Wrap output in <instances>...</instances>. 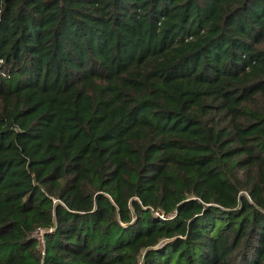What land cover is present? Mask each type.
I'll use <instances>...</instances> for the list:
<instances>
[{"label":"trees","instance_id":"obj_1","mask_svg":"<svg viewBox=\"0 0 264 264\" xmlns=\"http://www.w3.org/2000/svg\"><path fill=\"white\" fill-rule=\"evenodd\" d=\"M0 264H264V0H0Z\"/></svg>","mask_w":264,"mask_h":264},{"label":"built area","instance_id":"obj_2","mask_svg":"<svg viewBox=\"0 0 264 264\" xmlns=\"http://www.w3.org/2000/svg\"><path fill=\"white\" fill-rule=\"evenodd\" d=\"M53 229H54V228H49V229H48V228H38V229H36V230L33 232L32 236H34V237H36L37 239H39L40 246H41L42 250L45 249V239H44L45 234H46L47 232L53 231Z\"/></svg>","mask_w":264,"mask_h":264}]
</instances>
